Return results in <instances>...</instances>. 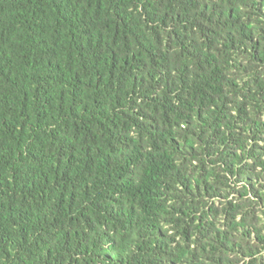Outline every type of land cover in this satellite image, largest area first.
<instances>
[{
  "label": "trees",
  "instance_id": "16d2710c",
  "mask_svg": "<svg viewBox=\"0 0 264 264\" xmlns=\"http://www.w3.org/2000/svg\"><path fill=\"white\" fill-rule=\"evenodd\" d=\"M0 264H264V0H0Z\"/></svg>",
  "mask_w": 264,
  "mask_h": 264
}]
</instances>
